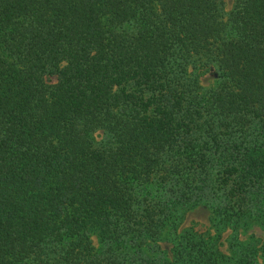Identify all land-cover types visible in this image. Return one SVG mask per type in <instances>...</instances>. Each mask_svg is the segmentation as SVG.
Listing matches in <instances>:
<instances>
[{
  "label": "trees",
  "instance_id": "16d2710c",
  "mask_svg": "<svg viewBox=\"0 0 264 264\" xmlns=\"http://www.w3.org/2000/svg\"><path fill=\"white\" fill-rule=\"evenodd\" d=\"M0 264H264V0H0Z\"/></svg>",
  "mask_w": 264,
  "mask_h": 264
},
{
  "label": "rangeland",
  "instance_id": "374dc122",
  "mask_svg": "<svg viewBox=\"0 0 264 264\" xmlns=\"http://www.w3.org/2000/svg\"><path fill=\"white\" fill-rule=\"evenodd\" d=\"M233 5H234V0H225L226 13H229L230 10H232ZM216 79H217V72L214 68H211L210 70H208L202 75L201 83L203 87L209 88L215 84ZM209 227H210V222H209L208 210L204 207H198L187 213L180 229L183 230L185 228H194L196 231L200 233H204V232H208ZM255 233L258 234L259 236L262 235V232L260 231L259 228H256ZM227 236H228V233L224 234V238H223L224 243L221 246L222 250L224 251H226L227 249V242L225 240ZM93 241L96 245L99 244L96 236H93ZM166 245L168 248L172 247L171 245L165 244V246Z\"/></svg>",
  "mask_w": 264,
  "mask_h": 264
}]
</instances>
